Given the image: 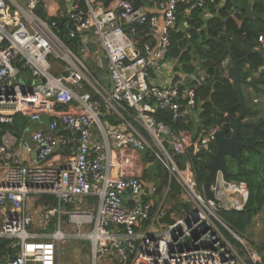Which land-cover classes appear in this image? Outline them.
I'll return each instance as SVG.
<instances>
[{
    "label": "built area",
    "instance_id": "obj_1",
    "mask_svg": "<svg viewBox=\"0 0 264 264\" xmlns=\"http://www.w3.org/2000/svg\"><path fill=\"white\" fill-rule=\"evenodd\" d=\"M139 1L144 0H118L117 12L104 10L97 0L73 5L71 37L95 30L108 59L112 89L94 88L93 96L72 90L67 80L74 78H55L50 73V56L55 51L65 56L67 49L52 31L56 24L50 26L33 12L40 0H0V124H13L18 114L31 116L33 122L50 114L54 117L51 132L66 124L69 133L54 136L37 131L30 140L3 137L0 264H61V246L67 240L88 241L94 264L110 256L120 264H264V249L253 248L221 219L222 213L244 210L250 197L248 184L226 181L219 172L210 187L213 198H208L197 182L189 155L209 165L215 156L211 144L222 129L205 130L195 138L192 132L173 130L157 117L159 109L171 112L176 121L197 116V88L185 85V77L169 80V69L162 64L169 60L171 31L179 23L181 6L189 12L209 10L219 0H161L163 24L158 16L137 7ZM139 26L147 27L149 40H137ZM259 41L264 38L260 36ZM19 55L42 80L38 85L17 82L20 69L14 62ZM233 62L230 55L222 62L229 79ZM162 75L167 77L158 84L156 79ZM204 81L202 76L197 79L199 84ZM56 105L67 110H56ZM112 115L124 125L106 127L104 122ZM15 146L21 152L12 155ZM61 146L70 151L69 161L46 167ZM114 149L151 152L167 171L169 186L159 195V187H148L132 174L121 175L132 159L122 156L114 162ZM116 170L119 174L114 175ZM173 181L181 188L180 210L167 202ZM157 193L160 198L155 200ZM43 195L55 197L58 206L94 197L96 212H68V223L76 226V232H65L60 218L53 233L35 232L30 228L37 218L47 223L62 214L60 207L32 210V200ZM171 209L173 223H162Z\"/></svg>",
    "mask_w": 264,
    "mask_h": 264
},
{
    "label": "trees",
    "instance_id": "obj_2",
    "mask_svg": "<svg viewBox=\"0 0 264 264\" xmlns=\"http://www.w3.org/2000/svg\"><path fill=\"white\" fill-rule=\"evenodd\" d=\"M220 1V0H219ZM218 1V2H219ZM251 0H237L241 5L248 4ZM139 3H137L138 5ZM215 8V6H213ZM254 9L259 13H264V0H254ZM193 16L187 18L190 25L187 30L173 34L172 57H175L184 71V77L195 76L192 80L189 77L185 85L197 88L196 97L198 101L197 116L189 115L183 120H174L173 114L169 111L159 109L157 117L165 121L173 130L192 132L197 138L203 131L212 128H229L228 117H238L242 113V108L238 105V94L235 83H232L225 76L222 70V62L227 55L235 59H243L248 53V43L252 44V54L249 63L242 62L238 66L239 72L249 82L242 85V94L246 104L245 89L252 86L258 95L264 94V70L258 77L254 73L264 68V48L261 47L259 37L264 38V21L249 19L246 12L235 11L232 4L227 1L225 7L214 14L211 19H203L202 10H194ZM215 13V10L213 9ZM235 13L232 16V13ZM41 14L43 11L41 10ZM192 19V20H191ZM56 23L60 31V38L71 47H77L76 40H68L63 32L65 24L58 18L51 19ZM146 26L137 27L138 38L149 40ZM63 33V34H62ZM249 67V72L244 73V67ZM204 77L201 84L197 82L199 77ZM253 109V108H252ZM28 119L19 114L15 117L12 126L0 125V137L6 132H12L21 136L28 126ZM260 128L243 127L240 130V140L248 146L254 145L255 149L241 150V161L234 158H226V166L230 173V180L236 182H246L249 186L250 197L244 210L225 212L221 214V219L229 225L236 233L246 234L253 225L254 220L264 209V118L254 123ZM212 151L216 153L215 140L211 144ZM194 168L197 173L199 186H204L209 173L207 164L198 161L192 153ZM145 159L149 163L155 164L157 158L151 152H146ZM148 182L153 178H161L162 185L159 186V195L162 189L169 186V176L165 168L158 170L152 168V172H147ZM180 186L173 181L170 185L169 202L177 210L179 205ZM41 203L57 206V200L51 196H43ZM157 208L155 203L153 210ZM264 249V244H262Z\"/></svg>",
    "mask_w": 264,
    "mask_h": 264
},
{
    "label": "crops",
    "instance_id": "obj_3",
    "mask_svg": "<svg viewBox=\"0 0 264 264\" xmlns=\"http://www.w3.org/2000/svg\"><path fill=\"white\" fill-rule=\"evenodd\" d=\"M79 1L80 0H76L75 3ZM159 1L161 0H144V1L136 2L135 5L137 7L143 8V10L148 12L150 15L158 16L159 23L163 24L164 23L163 16L159 10ZM227 1L230 2V0H220L218 3L219 5H217L215 8L209 7L208 8L209 10L206 9L207 11L202 10L203 13L201 14V17L203 19L213 18L214 14H217V13L219 14V11L225 7ZM71 2L72 0H70L69 2H63L60 0H40V3L38 4L37 8L33 11L40 20H43L50 26L51 24L54 23L53 21H51V19L58 18L62 20L63 23L65 24L63 32L66 31V34L64 36L66 38H69L68 40L73 39V40H76L78 43L76 48L71 47L70 45L66 44L60 38V31L62 32V30L59 29V27L57 28V25H55L52 28V31L57 36V39H59V42L63 46L66 47L67 55L64 56L63 54H61L60 51L53 52V54L48 59L49 71L52 74V76H54L55 78H63V77L67 79L74 78L75 80L72 79V81L67 80V84L72 90L76 91L79 94L90 93L94 96L96 93L94 88H96L97 90H100L101 92H105V90L110 91L112 89V80H111L110 72L108 68V59L106 57V53L104 51L103 45L99 37L96 34V31L89 30L86 32H82L81 34H78L76 37H71V31L74 28V24H75V22L71 19L72 11L70 12V8H69V6L71 5ZM97 3H100L102 6H104L103 8L104 10H109V11H114V12L118 11V0H97ZM137 3L139 4L137 5ZM248 4H252L253 9H254V0H251ZM23 5L26 6V3H23ZM94 6L98 7L97 4H94ZM213 9L215 10V13L213 12ZM233 9L235 11L237 10L234 8V6H233ZM41 10L43 11V14H41ZM237 11H242V10H237ZM193 14L194 12L193 13L192 11L189 12L185 10L184 6H181L180 12H179V23L176 26V28L171 31L172 38H173V34L183 32V30L188 29V26L190 25V23L187 18L192 17ZM231 15L234 16L235 13L233 12ZM260 45L262 48H264V42H260ZM6 46L7 44L3 45V47H6ZM171 55H172V47L170 50V54L168 56L169 60L164 61L162 64V67L163 68H165L166 66L168 67L169 69L168 79L169 80H170V77H173V80L174 78L181 80V78L185 76L183 74L184 73L183 68L179 64L177 59L175 57H172ZM14 66L20 69L18 73V78H17L18 83L26 85V86H35V85H38L40 82H42V80L39 79L37 75L33 74L34 68L31 65L27 64V60L24 56L19 55L14 62ZM262 70H264V68H261L259 72L256 73L257 76L260 75V72ZM244 73H247V72L244 71ZM191 76L192 75L185 77L184 80L186 81ZM166 77L167 75H162L160 80L156 79V82L158 84L159 83L161 84V82L164 79H166ZM230 80L232 83H235L234 80L232 79ZM248 83L249 82L246 81V83L242 85H247ZM241 91H242V88H241ZM245 93H248L249 95L254 94V97L250 98V102H247L246 100V104H245L246 108L253 113L252 115L246 116V121L250 123H256L259 121V119L264 118V106L263 108L258 110L257 107L260 104L261 100L252 86H248L245 89ZM255 100H258V103H255ZM68 108L70 110H73V106H70ZM55 109L56 110H62V109L67 110V107L56 105ZM77 110L78 108H76L75 111L80 112V110L78 111ZM45 115H49L50 122L54 119V117H51L50 114H45ZM23 117H25L29 121L26 130L22 133L21 136L16 135L12 132H6L2 134V136L0 137V147L3 144V137L6 135H11L13 137L18 138L19 140L21 139L30 140L32 135L37 131L48 132V133L53 134L54 136H59V135L68 136L69 135L66 124L60 125L59 128L55 130L54 132H51L50 126H49V130H50L49 131L45 124H40L30 131V128L35 122L32 121V118L29 115H23ZM13 124L6 125V126H12ZM104 124L106 127H120L124 125L123 121L120 120L116 115H112L108 117L105 120ZM10 152L12 155H15V154L20 153L21 151L18 146L17 147L15 146ZM70 155H71L70 151L68 150V148H66V146H61L60 148L58 147L55 153L46 162V167L52 168V167L62 166L66 162L69 161ZM145 155H146V152H138V151H133V150H121V151L118 150L117 151V149L113 150V158H114L113 160L116 163H117V160L121 159L122 156H127L132 159L131 166L123 170L121 175L125 173L130 176L132 174V175H135L137 178H139L148 187L153 186V185L159 187L163 184L161 178H155V179L152 178L149 182L146 180L148 179L146 178L147 172H152V167H151L152 163H149L147 159H145ZM4 160H5V154L0 153V161H4ZM116 174H119L117 170L114 171V175ZM153 180L155 181L154 184H152ZM43 196H38L32 200L31 202L32 210L38 211V209H43L46 207L51 209L50 205L41 203ZM153 196L156 197L155 200L157 198H160L158 193L157 195H153ZM168 199H169V196H168ZM179 200H180V196H179ZM167 202L169 206L174 208V205L170 203L169 200ZM59 207L61 209L62 214L59 215V213H57L56 216L51 218L47 223H42L40 218H37L35 220V224L30 228V230H33L35 232L39 231V232H45V233H53L57 228L59 218H60L61 222L64 221V225L71 227V231H65L64 225H63V230L65 232H76L77 231L76 226L68 223L70 215H68L67 213L68 212L70 213L71 210H77L79 212H90L91 211L92 213H95L96 207H97V199L94 197H86V198H82L78 200L75 205L62 204L61 206H58V201H57V206L52 207V208L59 209ZM177 209L180 210V201H179V205ZM37 222L39 223L38 227H36ZM49 227H54L55 229L52 232L45 231ZM60 255L62 256V246H61ZM97 264H120V261L117 257L110 256V257L99 259Z\"/></svg>",
    "mask_w": 264,
    "mask_h": 264
},
{
    "label": "water",
    "instance_id": "obj_4",
    "mask_svg": "<svg viewBox=\"0 0 264 264\" xmlns=\"http://www.w3.org/2000/svg\"><path fill=\"white\" fill-rule=\"evenodd\" d=\"M76 0H72L71 5L69 6L70 12L72 11L73 5L75 4ZM232 5L237 10H242L246 12V17L249 19H255V20H262L264 21V13H258L253 9L252 4L247 5H240L236 0H230ZM248 53L243 59H235L234 65L230 69L229 76L231 79L234 80L236 87H237V94H238V105L242 108V113L238 117L229 116L228 120L230 125L232 126L231 129L224 128L221 131H219L214 140L216 143V154L213 157L212 163L207 165V169L209 171L206 182L204 184V190L208 198H213V194L210 191V187L212 184L216 182L217 175L219 172H222L225 180H230V173L226 166V157H231L234 159H237L238 161H241V150L243 149H255L254 145L248 146L246 144H243L240 140V130L243 127H253V128H260V125L250 123L246 121V116L252 115L253 113L248 110L245 106L242 91H241V84L246 83V79L239 73L238 66L242 62L249 63L250 61V55L252 52V44L248 43ZM40 124H45L46 127L49 130L50 126V117L49 115L43 114L40 117V120L35 122L32 127L30 128V131L33 130L35 127H37ZM50 131V130H49ZM187 206L189 209H192V204L188 203ZM174 213V209H171L167 216L161 220L162 223H169L172 224L173 220L170 218V215Z\"/></svg>",
    "mask_w": 264,
    "mask_h": 264
},
{
    "label": "rangeland",
    "instance_id": "obj_5",
    "mask_svg": "<svg viewBox=\"0 0 264 264\" xmlns=\"http://www.w3.org/2000/svg\"><path fill=\"white\" fill-rule=\"evenodd\" d=\"M254 94L249 95L245 93V98L247 102H250V98H253ZM261 102L258 105V110L263 108L264 106V94L258 95ZM227 160L231 157H226ZM151 167L155 168V170L163 168L162 163L159 160H156L155 164H152ZM157 182V181H156ZM155 181H152L154 184ZM183 212H181L182 214ZM39 226V223H36V227ZM55 228L49 227L45 231L52 232ZM65 231H71L70 226L64 225ZM243 237L249 242V244L257 249L262 247L264 244V209L258 217L255 218L253 225L247 230L246 234ZM61 264H94L92 258L90 256V246L88 241L83 240H67L62 243V256H61Z\"/></svg>",
    "mask_w": 264,
    "mask_h": 264
},
{
    "label": "clouds",
    "instance_id": "obj_6",
    "mask_svg": "<svg viewBox=\"0 0 264 264\" xmlns=\"http://www.w3.org/2000/svg\"><path fill=\"white\" fill-rule=\"evenodd\" d=\"M227 57V56H226ZM233 61H234V59H233ZM233 65H234V62H233ZM233 67V66H232ZM245 67H247V66H245ZM244 67V68H245ZM230 72V71H229ZM249 72V71H248ZM230 77V76H229ZM255 77H258V76H255ZM231 79V78H230ZM233 80V79H232ZM247 81V80H246ZM231 128H232V126H231ZM216 144V143H215ZM216 154V153H215ZM250 191V190H249Z\"/></svg>",
    "mask_w": 264,
    "mask_h": 264
}]
</instances>
